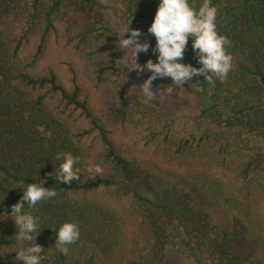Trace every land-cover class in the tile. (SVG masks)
Instances as JSON below:
<instances>
[{
    "label": "trees",
    "instance_id": "16d2710c",
    "mask_svg": "<svg viewBox=\"0 0 264 264\" xmlns=\"http://www.w3.org/2000/svg\"><path fill=\"white\" fill-rule=\"evenodd\" d=\"M119 2L123 28L150 43L138 60L156 62L147 29L159 0ZM210 2L233 67L223 81H189L196 117L187 134L148 116L143 154L113 136V126L151 111L132 110L124 51L100 1L0 0V264H20L9 214L23 180L57 193L25 206L38 218L42 264H163L169 248L213 264H264V0ZM51 41L86 59L85 71L59 52L49 59ZM182 62L200 66L191 38ZM154 83L179 96L170 78ZM65 152L79 158L69 184L54 172ZM64 222L80 230L67 256L54 250Z\"/></svg>",
    "mask_w": 264,
    "mask_h": 264
},
{
    "label": "clouds",
    "instance_id": "9594fccd",
    "mask_svg": "<svg viewBox=\"0 0 264 264\" xmlns=\"http://www.w3.org/2000/svg\"><path fill=\"white\" fill-rule=\"evenodd\" d=\"M216 16L217 9L210 0H203L198 8L189 0H159L152 23L147 29V32L155 38V45L151 46V52L155 55L156 62L149 59L144 65L137 62L138 56L149 51L150 43L141 42L140 30L130 29L129 22L127 23L124 30L118 34V43L121 49L129 50L131 62L124 59L122 65L129 72L151 73L140 85L145 98L148 100L154 98L156 92L152 90V82L157 79L170 78L171 85L183 88V85L191 81L193 77L202 76L208 84L214 83V77L220 81L227 77L233 67L232 56L226 52L229 40L218 34L216 30ZM125 33L128 34L127 38H124ZM189 38H191V48L196 55L199 67L182 62ZM166 91L171 94L174 89L167 87ZM56 160L58 165L54 172L55 179L59 183L69 184L79 178L78 157L65 152L58 153ZM88 170L93 171L92 168ZM100 171L101 169L97 166L95 172ZM43 183L42 180L39 183L29 184H25L24 180L17 181L23 195L21 200L12 207L9 216L17 229L14 239L19 247L14 251L15 259L20 264H42L45 259V252L35 243V237L41 230L38 229V218L25 210V206L31 209L39 202L47 201L57 195L53 188L43 187ZM55 230L54 250L67 256L68 246L79 239V226L73 222H64Z\"/></svg>",
    "mask_w": 264,
    "mask_h": 264
},
{
    "label": "rangeland",
    "instance_id": "374dc122",
    "mask_svg": "<svg viewBox=\"0 0 264 264\" xmlns=\"http://www.w3.org/2000/svg\"><path fill=\"white\" fill-rule=\"evenodd\" d=\"M101 3V8L99 11L103 13L104 18L108 25H111L113 28L117 30L118 34L124 30L123 23L119 18V9L120 2L119 0H99ZM125 38V37H124ZM62 42H64L65 38H61ZM116 39V38H114ZM119 39V36L118 38ZM116 43V42H115ZM47 57L50 59L53 56V53L62 54L63 57L65 55L68 57H72L74 64L80 71L84 72L86 69V59L80 56H76L73 51H69V47L67 45L62 46L59 45L57 48L54 47L53 41H51L49 49H48ZM67 51H69L67 53ZM124 51V59H128L131 62V58L129 56V50L123 49ZM67 53V54H66ZM139 64L140 61H137ZM125 76L124 78L128 79V84L130 88V93L134 97H132L139 105H133L132 110L136 113L137 108L143 111V106H147L150 109L151 115L138 116L137 114L131 117V119L127 120L123 125H115L112 127L113 136L115 139L122 141L126 144H129L133 151H139L144 154L145 148L141 150V147H144V138L146 137L148 129L149 121L155 120L159 125H169L172 132L184 135V133H188L191 131L194 126V120L196 117L195 110V102L196 97L194 95V91L192 89V84L187 82L181 88L179 92V96L170 98V94L161 89L157 84L152 82V90L156 92L153 99L148 100L145 98L141 92L140 85H142L143 81L147 79V77L151 74L148 71H144L142 73L137 74L135 71L129 72L125 67ZM121 78L123 79V74L121 73ZM157 79L156 81H159ZM94 103L97 102L96 95L94 96ZM96 101V102H95ZM169 108L173 110L170 115H163L162 110H166ZM150 120H149V117ZM152 117V118H151ZM165 118V119H164ZM151 120V121H152ZM167 123V124H166ZM146 153H150L146 148ZM163 264H213V262L209 259V257L205 253H198L195 257H183L175 248H169L166 252V256Z\"/></svg>",
    "mask_w": 264,
    "mask_h": 264
}]
</instances>
